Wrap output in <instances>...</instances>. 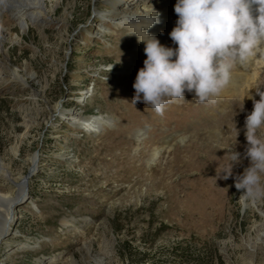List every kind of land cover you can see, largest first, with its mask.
<instances>
[{
	"label": "rangeland",
	"instance_id": "rangeland-1",
	"mask_svg": "<svg viewBox=\"0 0 264 264\" xmlns=\"http://www.w3.org/2000/svg\"><path fill=\"white\" fill-rule=\"evenodd\" d=\"M108 1L139 0H60L51 23L13 19L0 57V155L17 153L11 170L24 189L0 236V264H264V200L243 204L235 187L249 166L250 110L187 92L163 116L132 104L146 55L123 26L98 21ZM73 109L111 126L73 128ZM164 138L171 149L149 162ZM234 148L241 163L225 180Z\"/></svg>",
	"mask_w": 264,
	"mask_h": 264
},
{
	"label": "clouds",
	"instance_id": "clouds-1",
	"mask_svg": "<svg viewBox=\"0 0 264 264\" xmlns=\"http://www.w3.org/2000/svg\"><path fill=\"white\" fill-rule=\"evenodd\" d=\"M174 12L178 19L169 35L175 48L144 29L131 33L146 55L132 85V104L143 102L159 116L168 105L185 102L186 92L197 103L215 104L232 84L235 70L264 65V0H176ZM256 93L259 100L246 95L240 108L245 98L253 101L244 121L249 166L235 177L236 189L243 190L239 200L253 206L264 200V94ZM235 131L237 139L236 124ZM226 154L229 163L220 177L225 180L241 163L235 148Z\"/></svg>",
	"mask_w": 264,
	"mask_h": 264
},
{
	"label": "bare ground",
	"instance_id": "bare-ground-1",
	"mask_svg": "<svg viewBox=\"0 0 264 264\" xmlns=\"http://www.w3.org/2000/svg\"><path fill=\"white\" fill-rule=\"evenodd\" d=\"M139 1H136V4H134L135 2H130L129 5L116 1H108L104 7L105 11L100 15L98 21L102 23L106 21L116 29L119 26H123L122 28L128 34L140 32L144 29L150 35L155 36L162 45L175 48L176 45L172 42L169 33L175 27L178 19L174 12L176 0ZM50 5H52V9H48ZM60 7V0H0V57H8V52L4 51L5 45L13 43L11 38L13 19L20 21L21 24L23 23L24 26L22 27L26 26V28L29 27V23L42 26L53 22L52 18ZM156 13L158 14L157 17ZM155 18L157 22H155ZM64 21H67V19L64 18ZM104 28H107L106 25H100L97 33L104 35L102 31ZM131 35L134 36V48L139 52H144V45L139 42L138 37L135 34ZM24 69L31 71L28 65H25ZM11 72V75H18L14 71ZM19 78L21 77L19 76ZM21 81L24 80L21 78ZM256 92L264 94V65H255L235 70L232 84L217 101L219 105L223 101L234 99L243 102V98L249 94L256 100H259L260 97ZM87 94H92V92ZM244 104L251 112L253 101L245 98ZM66 120L73 128H79L84 131L90 130L94 134H99L100 131H104V127L111 126V119L100 116L85 118L74 109L66 114ZM142 138L141 130L138 129L134 133L135 143L139 144ZM185 139L186 137L182 136L179 138V142L183 143ZM160 143V148L153 147L151 149L148 157L149 162L153 163L160 155L162 149H171V144H169L167 138H164ZM16 154V152L12 151V156L0 155V236L3 235L2 237L6 235L3 233H7L4 230L8 229L13 222V213L11 211L13 198L24 189V176L19 180V178L13 177L11 170V163ZM32 168L33 165L29 169L31 170ZM239 191L241 197L243 190Z\"/></svg>",
	"mask_w": 264,
	"mask_h": 264
},
{
	"label": "water",
	"instance_id": "water-1",
	"mask_svg": "<svg viewBox=\"0 0 264 264\" xmlns=\"http://www.w3.org/2000/svg\"><path fill=\"white\" fill-rule=\"evenodd\" d=\"M26 194L27 191L25 192V194L22 196V198H20L19 200H17L14 204H13V210L15 209V206H17V204H24L25 202H27V198H26ZM14 212V211H13Z\"/></svg>",
	"mask_w": 264,
	"mask_h": 264
}]
</instances>
